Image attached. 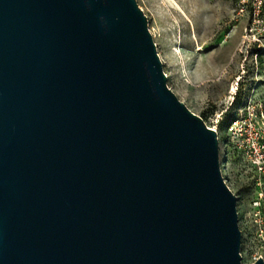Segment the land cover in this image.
<instances>
[{
    "label": "water",
    "instance_id": "1",
    "mask_svg": "<svg viewBox=\"0 0 264 264\" xmlns=\"http://www.w3.org/2000/svg\"><path fill=\"white\" fill-rule=\"evenodd\" d=\"M234 203L136 0H0V264H241Z\"/></svg>",
    "mask_w": 264,
    "mask_h": 264
},
{
    "label": "rangeland",
    "instance_id": "2",
    "mask_svg": "<svg viewBox=\"0 0 264 264\" xmlns=\"http://www.w3.org/2000/svg\"><path fill=\"white\" fill-rule=\"evenodd\" d=\"M136 1L167 87L215 129L240 262L264 264V0Z\"/></svg>",
    "mask_w": 264,
    "mask_h": 264
},
{
    "label": "trees",
    "instance_id": "3",
    "mask_svg": "<svg viewBox=\"0 0 264 264\" xmlns=\"http://www.w3.org/2000/svg\"><path fill=\"white\" fill-rule=\"evenodd\" d=\"M234 98V97H233ZM233 100V99H232ZM236 102V101H235ZM232 104V102L230 103V105ZM199 116L202 118V116L199 114ZM203 119V118H202Z\"/></svg>",
    "mask_w": 264,
    "mask_h": 264
},
{
    "label": "built area",
    "instance_id": "4",
    "mask_svg": "<svg viewBox=\"0 0 264 264\" xmlns=\"http://www.w3.org/2000/svg\"><path fill=\"white\" fill-rule=\"evenodd\" d=\"M209 127V126H208ZM212 129H214V127H211ZM215 130V129H214Z\"/></svg>",
    "mask_w": 264,
    "mask_h": 264
}]
</instances>
